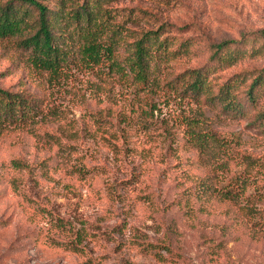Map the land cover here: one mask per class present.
Returning <instances> with one entry per match:
<instances>
[{
	"label": "rangeland",
	"instance_id": "1",
	"mask_svg": "<svg viewBox=\"0 0 264 264\" xmlns=\"http://www.w3.org/2000/svg\"><path fill=\"white\" fill-rule=\"evenodd\" d=\"M41 1L54 19L60 6L97 0ZM0 2L28 23L0 37V86L41 108L0 121V264H264V89L252 102L250 79L238 82L239 109L212 97L264 65V0L102 1L124 64L131 42L160 28L147 86L108 61L50 75L18 43L36 28V6ZM58 18L55 41L74 53L79 24ZM226 38L238 41L223 52L246 54L211 59ZM194 68L208 69L199 94L188 85ZM192 129L211 135L205 148Z\"/></svg>",
	"mask_w": 264,
	"mask_h": 264
},
{
	"label": "trees",
	"instance_id": "2",
	"mask_svg": "<svg viewBox=\"0 0 264 264\" xmlns=\"http://www.w3.org/2000/svg\"><path fill=\"white\" fill-rule=\"evenodd\" d=\"M18 1L33 4L38 10L37 25L34 32L18 41L19 44L30 49L28 59L36 67L48 70V73L53 75L71 65L69 63L80 62L85 65H99L101 62L104 64L105 61H108V68L116 71L119 76L130 75L134 80L146 86L150 84L151 62L154 58L157 59V49L152 50L150 46L158 40L159 27L143 30L131 42V53L126 57L127 63L124 64L115 56L116 40L108 35L112 27L111 24L100 17L103 15L101 2L104 0H97L90 6L82 5L65 13L68 18L72 17L77 25L79 24L74 29V34L79 39L78 47L74 53H71L72 49L68 43L63 42L62 45H59L55 41L53 30L56 17L65 15L60 9L61 6L55 13L56 17L54 16L52 19L49 7L45 2L41 0ZM58 20L60 19L58 18ZM26 27H28V23L25 21L22 11L11 5L10 2L5 4L0 2V37H13L16 34H23ZM262 36L264 37V32H262ZM236 41L238 40L235 38H226L216 42L210 55L211 59L232 62L238 58V55L240 57L245 55L247 50L239 48L234 49L233 52H223L231 43ZM258 52L259 50H250V53ZM191 72L193 78L188 84L189 88L196 94L206 91L208 69L202 72L201 69L194 68ZM247 79H250V82L246 93L252 102H256L259 89H264V65L246 70L231 78L212 97H219L221 101H225L224 105L228 108L239 109L240 105L235 100V88L238 82L241 83ZM255 89L258 90L255 91ZM40 111L39 104L28 100L20 92H13L0 86V121H9L13 117L24 120L28 117L34 119L35 116L40 115ZM190 133L195 145L200 149L205 148L211 139V135H207L206 131L192 129ZM13 163L16 166L20 165L18 160H13ZM220 194L230 198L235 195L232 194L231 189L222 190Z\"/></svg>",
	"mask_w": 264,
	"mask_h": 264
}]
</instances>
